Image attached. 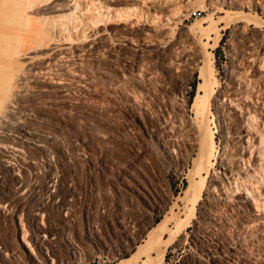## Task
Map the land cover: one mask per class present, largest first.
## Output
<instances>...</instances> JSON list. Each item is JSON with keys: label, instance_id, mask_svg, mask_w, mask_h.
<instances>
[{"label": "rangeland", "instance_id": "1", "mask_svg": "<svg viewBox=\"0 0 264 264\" xmlns=\"http://www.w3.org/2000/svg\"><path fill=\"white\" fill-rule=\"evenodd\" d=\"M147 5L142 7L140 18L132 14L127 21L104 20L94 29L88 28V36L93 30L98 32V52L88 56L86 84L79 99L73 93V82L71 92L59 93L57 99L48 97L58 95L53 83L46 84L45 92L38 95L35 110L40 115L30 116L28 126L34 129L35 143L49 152L44 156L17 138L15 161L3 159L0 264L131 262L161 221H169L165 240L176 239L165 249L162 261L152 255L151 264H238L226 253H235L233 249L240 244L248 249L254 243L251 248L259 245L255 250L264 253V222L260 219L264 212L255 209L264 206V176L260 172L264 170V146H260L264 142L258 144L261 129L264 138V0H175L166 3L154 21L150 19V3ZM241 13L249 18L243 20ZM201 23L206 29L203 34L197 30ZM147 28L154 46L137 51L135 42L122 39L124 30L141 32ZM181 50L196 54L198 62L181 58ZM230 86L251 111L260 113L256 112L259 119L251 122L246 110L236 109L240 118L226 138L225 124L230 121L229 116L223 120L219 103L225 99L220 93ZM196 108L199 112L204 109L205 116L198 115ZM149 113L156 124L151 132L143 123ZM241 120L255 134L250 142L252 151L245 146L239 152L246 139L240 137ZM200 122L208 126L206 134L199 133ZM209 133L214 141L211 175L221 176V154L231 150L236 156L233 172L239 174L238 179L232 178L240 181L233 182L236 186L225 183V189H218L216 201L210 200L208 180L201 188L197 186L201 195L194 191L199 196L190 216L182 198L190 190L193 161ZM117 142L121 143L119 148ZM7 150L11 151L3 153L8 154ZM239 156H244V164L237 161ZM11 161L15 165L7 167ZM230 176H226L229 182ZM41 201L46 202L44 209L39 207ZM208 202L212 206L208 216L216 221L203 215ZM243 215L253 221L241 226L237 220ZM179 222L180 229L175 226ZM39 226L54 229L47 235L46 245L35 238ZM243 254L242 261L255 256ZM263 261L257 259L258 264Z\"/></svg>", "mask_w": 264, "mask_h": 264}, {"label": "bare ground", "instance_id": "2", "mask_svg": "<svg viewBox=\"0 0 264 264\" xmlns=\"http://www.w3.org/2000/svg\"><path fill=\"white\" fill-rule=\"evenodd\" d=\"M171 1H175V0H0V194L2 193V190L4 187V184H3L4 175L2 174V172L6 168L4 164L5 160L3 159L7 157L8 159L15 161L14 151L17 150L15 147L16 144L18 143L17 138H23L24 142L28 144L31 148L33 149L36 148L44 156H48L49 151L45 148L44 145L35 143L36 141H34V135H35L34 129L31 126H28V120L30 116L40 115V112L36 111L37 109L35 110V104H37V98L39 97L38 95H40V93L42 94V92H45L44 90L45 85L48 83H53L57 86L56 92L58 95L51 94L48 96L49 98H52L54 100L58 98L59 93L69 94V92H71L70 87L72 86V82H73L74 84L73 86L74 88H72L74 90L73 93L75 94V98L79 99V96L82 93V89L86 84V80L84 79V76H85V69L89 61L88 56L95 55L97 54L96 52H98V47H97V40H98L97 33L98 32L97 30H93L92 34L88 36L86 35L87 33L86 31L88 30V28L94 29L96 25L102 23L104 20L107 22L116 21V20L127 21L126 20L127 18L129 19L132 18L130 17L132 14L133 16L136 15L137 18H140L141 15L144 14L142 13L143 12L142 7L148 6L147 5L148 3H150V8L153 10V14H151L150 19L154 21V19L156 18L155 16H158L159 14H161L162 8L164 7V5ZM115 4H118V5H115ZM177 10L178 9L176 8V11ZM241 14L242 15L240 16L242 17L243 20L245 17L248 16L247 14L246 15L245 14L243 15V13ZM169 15L171 16L173 14L169 13ZM82 17H85V18L83 19ZM153 21L150 23L152 24ZM136 22L138 23V21ZM203 24H205V22H203ZM197 30L199 33L203 34L204 30L206 29L205 27H202V23H201L197 27ZM124 31L125 32L122 33L123 34L122 39L129 40L130 42H133V43L135 42L136 48L134 49H137V51H141L142 47L154 46L153 44L154 40L150 38V37H153V35H151L150 33L151 32L150 29L147 28V29L142 30L141 32L128 31V30H124ZM153 31L156 32V30H153ZM163 34L165 35V33ZM158 35H160V33H158ZM158 35H155V36H158ZM218 39H219V36L217 35L216 41H218ZM179 52L181 53V58H183L184 60L190 59L193 64L195 62H198V60L196 59V54H191L187 50H181ZM177 61H180V60L177 59ZM179 63L178 64L175 63V64L179 65ZM209 66H207L208 70H209ZM250 69L252 70L251 66H250ZM211 70L212 69H210V72ZM210 72L209 74L211 75ZM204 80L206 81V79ZM233 81H234V78H233ZM207 82H209V77L207 78L206 83ZM206 83L204 82V84H202V87H204L203 85H205ZM136 92H137L136 90L133 91L134 94ZM32 93H35V94H32ZM220 94H221L220 98L221 96L225 97V99L222 100L223 102H220L221 100L219 101L220 102L219 109H220L221 115L223 116L222 118L224 121H226L225 119H227L229 116L228 121H230L229 124H225L227 126L225 129V132L227 134L226 138H228V136H231V133L233 132V129H234V125L240 118V115H237V113L235 112L236 109H238L240 112H243L246 110L247 112L246 114L250 117L249 119L251 122H253L254 120L258 118L256 117L257 111L256 110L251 111V109H249L248 106L244 104L240 93L237 92L233 86L228 87L227 89L223 91V93H220ZM38 101H39V98H38ZM194 107L198 108L199 106L195 105ZM196 109L195 111L198 115L206 114V113H203L205 112L204 109L200 112L198 111V109L197 110ZM259 113L260 112H257V114ZM167 115H169V113ZM204 116L205 115H203V117ZM203 117H202V120H203ZM243 121L245 122V120ZM201 122L199 123V126L197 129L199 130V133L206 134V131L209 130L207 128L208 126L202 125ZM143 123H144L145 128L149 132L153 131L151 129H153L156 125L152 117L150 116V113L149 115L145 114ZM241 123L242 124L239 126L240 129L242 130V134L240 135V137L241 139H245V138L246 139L245 141H243V143H241V149L239 152H243V149L245 148V146H247L248 149H251L253 144L250 142L255 137L254 132H250L249 129L243 126L242 120H241ZM246 123L248 122L246 121ZM248 125L251 126V124L249 123ZM252 125H254V123H252ZM254 129H255V132L258 131V125L256 127V124H255ZM259 133H261L260 134L261 142L258 141L259 142L258 144L260 143L262 144L264 142V138L262 136V129H261V132L259 131ZM154 136H156V134H154ZM167 144L168 143H166V145ZM170 145H171V142H170ZM213 145H214L213 135L209 133L206 138V143L205 144L202 143L198 157L194 159L193 161V168L190 174L191 184H189L190 188L188 187L190 190L189 191L187 190L188 192L187 193L185 192L186 194L182 198L186 206H188L186 210L191 211L190 216L192 215V212L194 210V205L197 202L198 196L201 195V193L197 191L198 189L197 186L200 187L204 185V182H207L208 180L207 190L212 194V196L210 197V200L216 201V199L214 200V198H216V193L219 191L218 189L222 191V189H225V183L226 185H229L238 179L237 175L239 174L235 173L236 174L235 175L233 172L234 171L233 169L235 167L236 156L232 154L231 150L230 152L228 150L221 154L223 155V159L221 161L222 163L221 167L224 170L221 173V176L214 177L215 175L214 176L211 175L212 173L210 172V170H211V165L213 164L212 162L213 161L212 159L213 150H214ZM234 146H236L235 143L231 144L232 149L236 150V147ZM260 146L262 147L264 146V144ZM260 146H258L259 149H260ZM263 148L264 147H262L261 149L263 150ZM6 149H10L11 151L7 150L8 152L6 151V153L8 154H5V152L3 153V151ZM169 149H170L169 151H174V149L172 148H169ZM263 151H260V152H263ZM260 154H263V153H260ZM12 161L10 165H8L7 167H12L15 165V163H13ZM237 161H240L244 164V161H245L244 156H239V158H237ZM237 167H238L237 172H239L241 170V166L237 164ZM260 172L264 176V170L261 169ZM228 174L232 175L230 176V178H232L233 175H234V178L237 176L236 177L237 179L232 178L231 182H229L230 181L228 180L229 178L226 177L228 176ZM196 178L197 179L199 178V181H196ZM237 181L239 182L240 180H237ZM191 187L193 188L191 189ZM210 189H212V191H210ZM195 190L196 192H199V195H196V192H194ZM246 191L248 190L246 189ZM13 193L15 196V197L12 196L13 199L17 200L18 197L16 198V192H13ZM247 194L248 192L246 193V195ZM27 195L28 194H26L25 196ZM252 196L253 195H251V197ZM217 197H219V194L217 195ZM48 198L49 196H47L46 202H48ZM252 198L254 199V197ZM45 203L41 201V203L39 204V207L42 208ZM209 204H211V202H208L206 204L208 207L205 208V211L203 210V215L206 219H210V217L208 216V211L211 205L209 206ZM235 205H238V204H235ZM261 205H264L263 202H261ZM231 207L232 206L228 208L230 210H233V207L232 208ZM223 208H226V207H223ZM42 209H44V207ZM255 209H259L260 211L262 210L264 212V206L262 207L256 206ZM184 214L186 215V213ZM187 217H189V215L188 216L186 215V218ZM234 217L236 218V216ZM260 219L262 222H264V217L263 218L261 217ZM210 220L216 221L214 218H211ZM237 221L238 223H241V226H242V224L244 223L249 224L253 220L250 219L248 215H243L242 217H239ZM167 222L161 221L159 224H157V226L155 227L153 231H150L148 233L144 243L139 246L138 254L131 260V262H128L130 259H125V260L120 261V263L118 264H141V263L151 264V262L153 261L152 255H156L157 257L156 260L162 261L165 249L170 244H172L173 241L176 239V237L174 240L172 239L173 241L170 239L169 242H167L168 240H165L167 230L169 231L168 229L169 221ZM180 222L176 223L178 225H175L178 229H180L179 228L180 227L179 225L181 224ZM237 226H239V224ZM177 228L175 229V231L177 230ZM263 229H264V226H263ZM53 230L54 229H51L48 227L39 226L37 227V231H36L39 233V235H37L39 237L35 236V238L40 244L46 245L48 243L47 235L51 234ZM24 233L25 232L23 231V236H24ZM171 233H173V231ZM179 234L180 233L178 232V235ZM173 235L174 234H172L171 238L172 237L174 238L175 235L174 236ZM231 242H233V240H231ZM258 242L259 241L255 243L258 244ZM240 245H238V248L235 247V249H233L235 253H226V257L230 258L231 260H233L234 262L238 264H250V262H252L253 264H258L257 263L258 258L264 259V253H262L258 249L255 250L256 247L259 248V245L255 246L254 249L251 248L252 246H254V243L251 244L252 246L250 247L246 246L248 247V249H244L240 247ZM215 250L216 248L213 247L212 251L215 252ZM243 253L249 256H253V255L255 256L251 257V259L247 261L243 260L244 261L243 262L242 260L239 259L240 257H243V259L245 258V256H243L244 255ZM13 255H14V252L12 256ZM14 256L16 257V255ZM14 256L13 258H15ZM145 257L147 259L143 260ZM263 264H264V261H263Z\"/></svg>", "mask_w": 264, "mask_h": 264}, {"label": "built area", "instance_id": "3", "mask_svg": "<svg viewBox=\"0 0 264 264\" xmlns=\"http://www.w3.org/2000/svg\"><path fill=\"white\" fill-rule=\"evenodd\" d=\"M115 145H116L117 148H119V146L121 145V143L120 142H117V143H115ZM100 169H102V168L100 167Z\"/></svg>", "mask_w": 264, "mask_h": 264}]
</instances>
